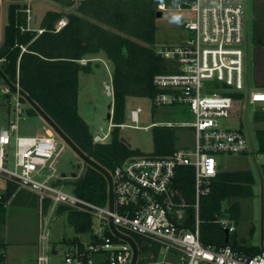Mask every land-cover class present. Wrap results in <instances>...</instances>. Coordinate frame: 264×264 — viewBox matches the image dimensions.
I'll return each mask as SVG.
<instances>
[{
    "label": "built area",
    "instance_id": "2783aa9c",
    "mask_svg": "<svg viewBox=\"0 0 264 264\" xmlns=\"http://www.w3.org/2000/svg\"><path fill=\"white\" fill-rule=\"evenodd\" d=\"M24 1L28 21L29 0ZM186 10L190 15L183 19L182 26L192 36L178 45L154 49L167 62V70L153 75L152 85L157 92L150 100L155 106L184 105L192 120L177 124L153 122L139 127L137 122L142 109L137 106L129 112V123L114 124L111 120L113 86L111 73L106 68L109 81L102 87L111 99L110 118L106 132L94 134L92 140L105 143L114 126L148 129L177 125L191 129L193 146L176 147L168 156L135 155L114 164L109 171L111 209L108 199L104 205H98L64 191L56 183L48 184L49 178L65 179L55 174L54 164L63 145L58 146V137L51 130L40 137L18 136L16 121L9 119L0 129V178L5 183L50 199L54 206L62 205L70 212L90 217L89 229L79 232L88 233V239L75 237L64 242L62 264H264V232L258 245L242 244L239 248L228 243L229 233L235 231L233 220L228 216L215 219L224 239L227 237L226 243L224 240L220 244L202 242L199 230L200 199L208 194L211 180L218 171L214 158L217 153L252 154L263 177L264 214V154L258 152L253 141L252 149L244 124L239 129L223 128L219 124L220 119L234 111L242 116L243 122L246 95L247 113L249 105L255 104L259 106L254 111H264V89H251L247 73L246 0H190L186 2ZM92 60L97 59L81 58L78 62L85 64ZM0 83V96L8 100L14 98L13 111L18 118L21 96L1 78ZM12 84L19 88L17 75ZM239 94L242 99L237 98ZM10 155L13 169L7 167ZM180 165L193 169L191 202L178 199L172 187L176 167ZM44 169L50 170V175L43 181L36 180L33 176ZM3 193L0 192V208L6 209L10 198L4 200ZM110 224L134 242L133 262L131 244L114 234ZM46 242L41 244L36 261L30 264H48ZM249 246H256L258 250L246 252L244 248ZM0 264H7L2 245Z\"/></svg>",
    "mask_w": 264,
    "mask_h": 264
},
{
    "label": "trees",
    "instance_id": "16d2710c",
    "mask_svg": "<svg viewBox=\"0 0 264 264\" xmlns=\"http://www.w3.org/2000/svg\"><path fill=\"white\" fill-rule=\"evenodd\" d=\"M53 1L62 7L47 10L37 27L31 28L27 22L26 2L8 0L0 42V69L4 75L13 83L17 75L19 88L79 150L108 171L114 164L131 156L149 154L163 157L172 154L176 149V127L153 126L150 153L123 143L118 126L110 129L105 143H94L87 123L78 112V74L91 71L92 61L80 64L78 60L99 51L109 60L113 86L111 120L114 124H123L126 98L140 96L151 99L157 92L152 85L153 75L167 70V62L153 48L156 28L154 6L170 2L183 4L190 0H80L75 12L63 9L71 6L72 0ZM62 18H65L64 24L57 27L56 23ZM250 32L254 45L252 82L257 88L264 89V0H251ZM237 98L242 99V95H237ZM19 99L26 103L22 97ZM25 110L28 115H37L29 106ZM252 115L253 122H264V111L257 110ZM254 134L257 150L264 154V129H256ZM255 183V176L249 169L217 171L208 194L200 199L202 242L223 243V232L215 219L228 216L238 220L240 207L236 200L253 197ZM63 184L84 200L98 205L106 202V180L88 165L79 176L70 180L65 178ZM192 186L193 169L177 166L172 187L178 199L191 202ZM15 188L14 184L5 183L4 200L13 196ZM231 200L232 203L223 209L222 202ZM5 211L0 208V219ZM68 217L76 233L89 229L91 220L88 215L69 212ZM250 232L253 233V228ZM62 241L67 242L65 239ZM244 250L252 253L258 247L249 246Z\"/></svg>",
    "mask_w": 264,
    "mask_h": 264
},
{
    "label": "rangeland",
    "instance_id": "374dc122",
    "mask_svg": "<svg viewBox=\"0 0 264 264\" xmlns=\"http://www.w3.org/2000/svg\"><path fill=\"white\" fill-rule=\"evenodd\" d=\"M73 4L69 7H63L67 12H75L80 0H72ZM146 1V0H139ZM185 6H184V5ZM157 3L154 8L160 12V17H155V33L153 48L170 47L178 45L183 39L192 36V33L184 29L182 21L188 17L186 3ZM5 0H0V42L2 29L6 15ZM29 27H37L43 13L47 10H57L60 6L53 0H29ZM251 0H246V26H247V73L251 89L256 86L252 82V72L254 68V45L250 32ZM65 18L60 19L56 26L64 24ZM95 58L92 60V69L89 72H79L78 74V112L88 125L89 132L105 133L108 127L106 114L109 110L110 97L103 92V83L109 81L107 69L111 72V64L105 55L99 51L87 56ZM107 68V69H106ZM0 85H2L0 83ZM14 98L6 99L0 96V129L6 125L7 120H14L17 124L16 135L40 137L45 135L46 130H50L47 124L38 115H28L26 113L27 103L20 104L21 113L13 111ZM139 106L142 111L139 113L137 125L139 127L148 126L151 123L171 122L177 124L184 121H191L192 117L188 114L184 105H153L147 97L128 96L125 100V120L129 123V112L131 109ZM258 104L249 105L247 113V124L250 130L251 138L256 144L255 130L264 129V122L255 123L252 120V114L258 107ZM9 109V111H8ZM259 110V109H258ZM220 126L228 129H239L243 126L242 116L235 111L227 118L219 120ZM176 127L175 146L180 148H192L193 133L189 127ZM151 129L122 127L120 136L125 140V144L132 149H139L144 153L152 151ZM58 146L63 145L56 162L54 164L55 174L75 172L76 164L81 162L77 155L65 144H62L59 138ZM218 171H234L249 169L255 176L254 196L247 199H237L240 207V217L233 220L235 231L229 233L228 243L234 246L253 244L258 245L259 240V187L252 163V154L238 153H217L214 155ZM259 162V158H257ZM7 167L13 169V157L8 158ZM85 164L76 171V177L82 174ZM51 173L50 170L35 174L33 177L38 181H43ZM70 180L73 178L67 177ZM65 179L49 178L48 184L61 186L66 192L71 193L69 187L63 184ZM5 182L0 178V192H4ZM40 197L34 192L23 188H15L13 196L10 198L8 207L0 219V244L4 246L6 252L7 264H30L37 259L41 244L47 241L48 264H62L64 255L65 240L72 241L75 237L86 240L88 233L79 234L73 229L70 223L68 213L70 212L62 205L52 204L50 199ZM231 201L222 202V208L226 209ZM253 228V233L250 229ZM264 232V217H263Z\"/></svg>",
    "mask_w": 264,
    "mask_h": 264
},
{
    "label": "water",
    "instance_id": "95a60500",
    "mask_svg": "<svg viewBox=\"0 0 264 264\" xmlns=\"http://www.w3.org/2000/svg\"><path fill=\"white\" fill-rule=\"evenodd\" d=\"M156 17H160V12H156ZM247 37V34H246ZM0 78L2 79V81L12 90V91H17L18 94L25 100V102L28 104L29 107H31L36 113L37 115L47 124L48 128L57 135V137L66 145L68 146L76 155L77 157L80 159L81 162L76 164V168H75V172H70V173H61L60 176L62 178H74L76 177V171L80 170L82 165H88L91 168L95 169L97 172H99L106 180L107 183V199H108V205H109V209H111L112 206V183H111V177L109 174V171L106 170L104 167H102L100 164H98L97 162H95L94 160H92L89 156L85 155L81 150H79V148H77L75 146V144L60 130V128L47 116V114L30 98V96L24 92L21 88H17L15 85L12 84V82L4 75V73L1 71L0 69ZM246 115H247V95L245 97V101H244V110H243V124L244 127L247 131L248 137H249V141L251 144V147L253 149V145H252V139H251V134L249 131V127L246 121ZM110 118V112L108 110L107 114H106V119L109 120ZM120 140L125 143V140L123 138H120ZM252 163L254 166V169L256 171L257 174V178H258V187H259V237H260V242H262V238H263V177L261 175V172L255 162V159L252 158ZM110 228L112 230V232L120 237H122L123 239L127 240L132 248H133V257H132V262L135 259L136 256V247L134 242L132 241L131 238L121 235L119 234L115 228L113 227V225L110 224ZM226 233V232H225ZM224 242H227V237H225Z\"/></svg>",
    "mask_w": 264,
    "mask_h": 264
},
{
    "label": "crops",
    "instance_id": "0c3cea01",
    "mask_svg": "<svg viewBox=\"0 0 264 264\" xmlns=\"http://www.w3.org/2000/svg\"><path fill=\"white\" fill-rule=\"evenodd\" d=\"M35 1V0H34ZM5 2L7 3L8 2V0H5ZM46 12V11H45ZM44 14V13H43ZM5 21H6V15H5V19H4V24H5ZM4 24H3V26H4ZM33 28V27H32ZM35 28V27H34Z\"/></svg>",
    "mask_w": 264,
    "mask_h": 264
}]
</instances>
